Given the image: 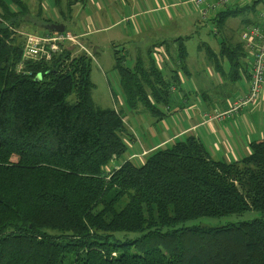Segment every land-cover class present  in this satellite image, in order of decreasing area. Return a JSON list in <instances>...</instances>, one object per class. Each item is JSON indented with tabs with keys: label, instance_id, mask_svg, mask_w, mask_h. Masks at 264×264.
Returning a JSON list of instances; mask_svg holds the SVG:
<instances>
[{
	"label": "trees",
	"instance_id": "obj_1",
	"mask_svg": "<svg viewBox=\"0 0 264 264\" xmlns=\"http://www.w3.org/2000/svg\"><path fill=\"white\" fill-rule=\"evenodd\" d=\"M10 1L0 0V264H264L263 219L175 228L264 213V143L226 163L189 136L142 165L127 159L108 171L129 151L128 134L121 113L92 106L91 59L63 50L18 72L25 38L16 31L31 16L21 0ZM259 2L225 7L211 20L222 26L252 11L244 27L257 24ZM240 40L220 43L218 55L234 70L248 59ZM178 58L186 64L183 45ZM123 63L117 58L129 105L159 116L157 104H168L177 76L166 80L153 61L147 68L138 62L134 72Z\"/></svg>",
	"mask_w": 264,
	"mask_h": 264
},
{
	"label": "crops",
	"instance_id": "obj_2",
	"mask_svg": "<svg viewBox=\"0 0 264 264\" xmlns=\"http://www.w3.org/2000/svg\"><path fill=\"white\" fill-rule=\"evenodd\" d=\"M4 1L11 5L10 0ZM21 1L27 5L28 13L32 17V20L35 19L34 17H38V15L44 18V14L40 9L41 4L38 0ZM81 1L83 0H69V15L72 13L73 6L76 7ZM252 1L237 0L229 5V8H243L251 5ZM88 2L89 7L85 11L94 9L95 12L82 17L80 26L83 31L76 34L79 37V41L83 35V37L91 35L90 32L101 31L109 33L119 28L121 22L125 20L129 21L143 17L139 25L134 26V30L136 31L135 36H142L141 32L146 30L147 26H159L160 28L154 29L155 33L153 32L154 30L151 31L149 29L150 38L148 39L156 40L151 43L154 49L152 52H149V55L156 51V57L161 65L167 64L170 66V72H172L170 79L173 80V77L177 76V79L180 81L171 87L173 89L170 92L169 102L166 105L170 107V109L168 108V112L165 109L164 112L161 111L159 116H154L163 127L162 135H158L156 127L152 123L148 130L150 138L147 139L145 134L137 132L136 125L133 123L129 124V121L124 118V122H127L128 124H126L129 126H126L128 134L126 144L129 149L128 160L142 165L153 152L170 147L189 136L196 137L205 146L211 158L226 163L238 162L249 156L251 154L252 143H264V91L253 104L245 106L237 112H230L233 106L238 104L240 99L248 93L252 65L251 59L247 57V61L242 63L243 67H237L234 70L226 60L218 55L219 48L215 51L207 47L208 45L205 43L203 50L206 55L200 58L203 60L205 68L207 67L208 71H203L201 70V65L196 64L194 56L189 54L187 50L186 42L188 41V37H182L183 32L179 30L166 34L169 28L178 25V22H172L174 18H182L183 21L186 19L191 20L193 19L192 15L200 13L193 5L192 0H88ZM61 4L62 0L59 1V5L56 6L57 8L53 10L54 13L48 14L49 19H44L58 20L61 23L64 19L63 17H65V13L61 10ZM117 7H120L122 10L121 14L123 13V17L119 18L117 22H114L110 18L107 21L108 26H103L104 18L101 12L103 13L106 9L112 11ZM175 7L180 10H176ZM15 10L20 12L21 7L17 6ZM173 11L175 14H172ZM217 12L212 13L210 18H213ZM152 15H159L160 17L154 20ZM26 25H28V29H32V24L27 23L22 26V30L26 29ZM108 40L111 44L115 43L112 38ZM80 43L81 46L89 50L83 42L80 41ZM179 45L185 46L187 51L185 65H180L178 58ZM167 46L169 50H167ZM81 49L80 46L75 44H68L64 48L72 56H77L78 53L86 54ZM209 49L216 55V59L215 57L211 59L208 53ZM152 59L156 61V58H151V62L153 61ZM144 61L148 64L150 63L148 58ZM138 62L143 63L142 60L137 59L135 65ZM148 64L144 66L147 68ZM220 87H226L228 93L221 94L218 90ZM202 99L207 100V105L204 108L201 107ZM116 111L118 110L116 109ZM118 112L122 113L120 109ZM119 166L117 164V167Z\"/></svg>",
	"mask_w": 264,
	"mask_h": 264
},
{
	"label": "rangeland",
	"instance_id": "obj_3",
	"mask_svg": "<svg viewBox=\"0 0 264 264\" xmlns=\"http://www.w3.org/2000/svg\"><path fill=\"white\" fill-rule=\"evenodd\" d=\"M41 4L40 9L44 14V18L49 19V15L53 14V10H55L56 3L55 0H38ZM68 2L69 0H62L61 10L65 13L64 19L61 21L62 24L66 26V31L72 33L73 35L82 33L81 29V20L83 16L93 14L95 12L94 9L86 10L89 7L88 0H83L78 3V5L72 8L71 15L68 14ZM264 3V0H263ZM84 7V8H83ZM264 5L260 3V11L263 10ZM176 10H180L175 7ZM199 12V9L196 8ZM138 10V9H137ZM120 7H117L115 10L106 9L104 12H101V15L104 18L103 26H108V19L114 20V22L119 21L118 19L123 17V13L121 14ZM47 13V14H46ZM161 13V12H159ZM162 13H164L162 11ZM49 14V15H48ZM172 14H175L173 11ZM43 16V15H42ZM150 17V16H147ZM153 19L159 18V15H152ZM253 17V12L249 11H239L233 16L228 17L224 20V24L222 26H217L215 22L210 19L204 20L202 16L199 14L192 15L191 20L183 21L182 18H174L172 22H178L177 26H173L169 28L166 34H171L174 31L179 30L183 32L182 37H188V41L186 42V47L189 54L193 55L196 61V64L201 65V70L208 71L207 67L203 63V60L200 58L201 56H205L203 47H205V43L208 45L207 47L212 48L213 50L220 49L221 41L226 38L232 42H239L241 31L245 28V21L247 19H251ZM43 17H36L32 20V17H27L29 24H32V29H28V25H26V29L16 31L18 36L25 38L23 50L20 58V63L18 64V72L24 70L25 65L34 64L35 62H42L30 59L28 56H25V46L27 43L26 35H46L45 33V23L43 22ZM143 17H139L133 20H125L121 22L119 28L112 30L109 33L104 32H90L91 35L80 37V41L89 49L88 57L91 59V76L90 79L92 81L93 87L91 89L90 98L92 106L95 109L100 110H118L122 112L121 115L129 121V124L136 125L137 132L145 134L147 139L150 138L148 130L152 123L155 126L158 135H162V125L157 121V118L154 117L146 108L143 106H137L136 108H132L125 96V93L121 86L120 73L117 70V58L126 69L134 72L135 71V63L137 59L143 61L142 65H147L145 62L148 60L151 62V58L154 59L153 63L161 69L163 76L166 80H171L170 66L164 65L162 66L156 57L155 52L149 55V52L153 51V47L151 45L152 42L156 40H150L149 34L150 31H153L156 28H160L159 26H147L146 30H143L141 33L142 36H135V25H139V22L142 21ZM32 20V21H31ZM53 22L60 23L58 20H53ZM158 23V22H156ZM54 24V23H53ZM158 25H160L158 23ZM47 26V25H46ZM103 28V27H102ZM35 31V32H34ZM37 34H30V33ZM156 32L155 30L153 31ZM26 34V35H25ZM52 34V33H49ZM165 34V35H166ZM78 37V36H77ZM79 38V37H78ZM82 38V39H81ZM109 38L114 39L113 44L109 43ZM165 48V47H164ZM155 54V55H154ZM78 53L77 56H79ZM76 56V55H75ZM76 56V57H77ZM178 72V70H176ZM219 92L222 94L228 93V89L226 87H220ZM193 99V98H190ZM67 101L69 103H75L76 97L75 95H71ZM207 105V100L202 99L201 107L204 108ZM161 111L168 112V108L165 104H157ZM119 108V109H118ZM127 123V122H126ZM125 123V124H126ZM128 124V123H127ZM126 124L127 127H129ZM127 140V139H126ZM125 140V141H126ZM128 152L120 157V159L108 167V171L117 167V164L121 165L128 159ZM140 165V164H137ZM255 219H263L264 213L256 212V211H248L243 214H233L224 217H205L196 220H190L184 222L182 224L177 225L175 228H193V227H202V228H218L231 224H239L243 222L252 221ZM165 231L167 229H164ZM137 235H132V237H136ZM139 236V235H138Z\"/></svg>",
	"mask_w": 264,
	"mask_h": 264
},
{
	"label": "built area",
	"instance_id": "obj_4",
	"mask_svg": "<svg viewBox=\"0 0 264 264\" xmlns=\"http://www.w3.org/2000/svg\"><path fill=\"white\" fill-rule=\"evenodd\" d=\"M234 1L237 0H192V3L199 9L202 18L206 20L212 13L221 11ZM26 38L25 56L33 60L50 62L68 44L80 46L81 50L89 55V51L81 46L79 38L67 31L37 36L26 35ZM241 38L248 51V57L252 61L250 83L248 93L233 106L231 113L253 104L264 91V8L258 11L257 24L247 25L241 33Z\"/></svg>",
	"mask_w": 264,
	"mask_h": 264
},
{
	"label": "water",
	"instance_id": "obj_5",
	"mask_svg": "<svg viewBox=\"0 0 264 264\" xmlns=\"http://www.w3.org/2000/svg\"><path fill=\"white\" fill-rule=\"evenodd\" d=\"M45 29L48 32H56V33H63V32L66 31L65 25L64 24H61V23H58V24H56V23L49 24V25L45 26Z\"/></svg>",
	"mask_w": 264,
	"mask_h": 264
}]
</instances>
